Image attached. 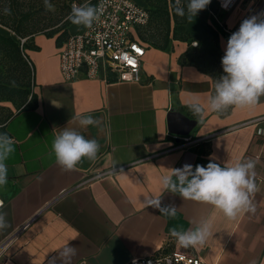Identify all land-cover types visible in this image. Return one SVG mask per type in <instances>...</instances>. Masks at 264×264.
<instances>
[{"label":"crops","instance_id":"1","mask_svg":"<svg viewBox=\"0 0 264 264\" xmlns=\"http://www.w3.org/2000/svg\"><path fill=\"white\" fill-rule=\"evenodd\" d=\"M251 7L240 0L223 10L211 1L191 19L183 17L182 37L166 40L165 46L139 36L145 25L136 28L134 37L145 47L138 82L82 74L65 80L59 51L79 25L71 24L62 41L38 34L26 42L31 89L22 107L0 123V133L15 141L6 161L8 183L0 187V208L11 225L0 231V245L5 244L0 264H49L68 242L77 247L73 264H126L132 257L176 248L204 264H264V96L255 106L208 110L206 101L220 76L194 57L209 37L223 56ZM193 100L205 105L203 119L190 109ZM173 111L189 120L187 133L170 130ZM77 115L101 121L99 127L78 129L95 138L100 151L95 162L84 159L64 172L51 145L60 129L78 127L71 121ZM187 137L202 139L185 142ZM213 157L221 165L257 161L254 214L229 221L212 206L164 188L165 176L178 185L174 169L191 165L194 170ZM146 197H159L162 207L175 206L176 215L145 207ZM206 217L213 218V227L203 246L183 248L170 235L172 228L186 231Z\"/></svg>","mask_w":264,"mask_h":264},{"label":"clouds","instance_id":"2","mask_svg":"<svg viewBox=\"0 0 264 264\" xmlns=\"http://www.w3.org/2000/svg\"><path fill=\"white\" fill-rule=\"evenodd\" d=\"M211 0H188L182 6L181 0H175L174 12L180 17L187 15L188 19L206 9ZM45 9L54 11L50 0H44ZM100 6L90 3L73 5L66 17L73 25H83L91 28L101 15ZM4 14L10 15L11 9L4 8ZM223 75L216 81L214 94L206 101V107L213 112H222L229 106H255L264 96V12L252 15L242 21L239 29L227 40L225 53L221 59ZM14 84V82H13ZM192 112L203 119L205 105L199 100L189 103ZM78 127H64L54 136L51 149L57 165L64 172L75 170L82 162H95L100 151V144L95 138H86L80 130L88 126L99 127L101 121L91 115H77L71 118ZM15 141L7 133H0V187L8 183V166L6 161L14 153ZM211 158L206 166L185 165L182 169H174L178 185L172 182L170 176L163 177L164 188L179 192L184 199L201 202L212 206L213 210L229 221H235L244 214H254L256 204L254 195L258 191L255 182L256 160L248 159L234 163L214 162ZM154 207L165 216L174 217L175 206H161L159 197H146L145 207ZM11 225L7 213L0 208V231ZM213 227V218H201L186 231L170 230V235L183 248L203 246ZM78 255L77 247L69 242L60 249L57 255L49 259V264H73Z\"/></svg>","mask_w":264,"mask_h":264},{"label":"built area","instance_id":"3","mask_svg":"<svg viewBox=\"0 0 264 264\" xmlns=\"http://www.w3.org/2000/svg\"><path fill=\"white\" fill-rule=\"evenodd\" d=\"M211 1L220 9L228 10L240 0ZM246 1L252 2L251 16L264 12V0ZM94 6L102 9L99 19L91 28L79 25L74 32L67 35L61 45L59 71L62 77L72 81L82 74L89 79L108 81L112 77V81L138 82L145 47L133 33L136 28L147 24L148 10L134 0H95ZM18 40L22 45L26 37H18ZM196 44V41L192 42L193 46ZM200 139L202 138L187 137L185 142ZM2 204L3 200L0 198V207ZM4 247L5 244L0 245V258L5 257ZM126 264L204 263L196 254L176 248L150 256L132 257Z\"/></svg>","mask_w":264,"mask_h":264},{"label":"rangeland","instance_id":"4","mask_svg":"<svg viewBox=\"0 0 264 264\" xmlns=\"http://www.w3.org/2000/svg\"><path fill=\"white\" fill-rule=\"evenodd\" d=\"M95 0H50L54 5V11L45 9L44 0H20L15 12L17 15L28 13V20L23 25L28 26L32 33L30 35L44 34L46 36H59L62 41L67 33L68 27L72 24L66 20L71 12L72 6L90 3ZM145 6L149 12L147 24L138 30L139 36L150 44H161L165 40L179 39L182 37L183 17L174 12V5L171 0H136ZM175 2V0H174ZM188 0H181L182 6L187 5ZM0 32L17 40L16 33H12L10 28L0 24ZM27 46V44H25ZM23 59H18L9 50L0 51V80L11 82L19 91H12L8 99L0 98V123L5 121L9 115L24 104V99L31 89V66L27 62L25 48L21 49ZM195 61L201 67L215 72L222 76L221 65L222 55L215 46L213 38L209 37L206 42L197 47L194 52ZM25 92V93H24ZM28 95V94H27ZM25 96V97H24Z\"/></svg>","mask_w":264,"mask_h":264},{"label":"trees","instance_id":"5","mask_svg":"<svg viewBox=\"0 0 264 264\" xmlns=\"http://www.w3.org/2000/svg\"><path fill=\"white\" fill-rule=\"evenodd\" d=\"M19 1L20 0H0V24L10 28L12 31H14V33L21 35L18 37H21V38L26 37V40L21 45L18 38L17 40H15L13 37L9 35H5L0 32V51L9 50L10 52L14 53L18 59L22 60L23 56H22L21 49L26 48L25 46L26 42L33 35L29 34V33H32V31H30V28L26 25L25 26L23 25V22L28 20V13L24 12V13H21L20 15H17L15 12L14 8L17 7ZM171 3L175 5L174 0H171ZM91 5L94 6V1L91 2ZM5 7H8L11 9L10 15L4 14ZM166 44H167V41L165 40L160 46H165ZM3 81L4 80H0V98L8 99L9 97H11L12 91H19L18 88L15 87L11 82H8V81L3 82Z\"/></svg>","mask_w":264,"mask_h":264},{"label":"water","instance_id":"6","mask_svg":"<svg viewBox=\"0 0 264 264\" xmlns=\"http://www.w3.org/2000/svg\"><path fill=\"white\" fill-rule=\"evenodd\" d=\"M189 120L179 112L173 111L169 117V128L175 133H187L190 125L187 123Z\"/></svg>","mask_w":264,"mask_h":264}]
</instances>
